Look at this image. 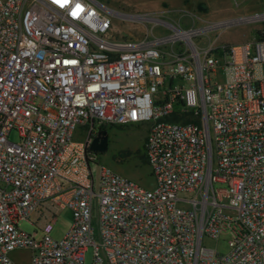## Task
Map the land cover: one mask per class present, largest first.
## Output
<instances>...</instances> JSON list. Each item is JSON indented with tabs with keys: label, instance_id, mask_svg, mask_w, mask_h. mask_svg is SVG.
Returning <instances> with one entry per match:
<instances>
[{
	"label": "built area",
	"instance_id": "1",
	"mask_svg": "<svg viewBox=\"0 0 264 264\" xmlns=\"http://www.w3.org/2000/svg\"><path fill=\"white\" fill-rule=\"evenodd\" d=\"M134 15L172 32L120 38L101 0H0V264H264V38L202 48ZM136 124L153 188L91 149Z\"/></svg>",
	"mask_w": 264,
	"mask_h": 264
},
{
	"label": "rangeland",
	"instance_id": "2",
	"mask_svg": "<svg viewBox=\"0 0 264 264\" xmlns=\"http://www.w3.org/2000/svg\"><path fill=\"white\" fill-rule=\"evenodd\" d=\"M110 9L128 14H146L162 19L183 29L201 28L202 32L194 37L197 46L208 48L237 41H249L258 38L259 31L264 28V19H255L256 15L264 14V0H101ZM115 14V13H114ZM114 19L115 34L120 38H141L150 32L158 35H168L171 27L162 29L153 27V20L132 22L116 15ZM254 16V17H252ZM251 17V18H250ZM148 133V125L136 124L126 126H110L106 135L109 138V148L98 153L100 163L106 164L120 174L131 178L147 188L156 185L155 177L149 164L143 162L139 156ZM11 138L16 140L13 133ZM96 168V164L93 165ZM97 203H93V223L96 235ZM74 220V212L70 207L61 210L53 225L52 235L61 239L64 237ZM27 220L20 222V226L30 232L38 230L41 236L40 224ZM209 244L220 251L227 250V239H209ZM94 248L86 251V261L93 259ZM31 252L28 249H17L12 252L15 260L28 263Z\"/></svg>",
	"mask_w": 264,
	"mask_h": 264
},
{
	"label": "water",
	"instance_id": "3",
	"mask_svg": "<svg viewBox=\"0 0 264 264\" xmlns=\"http://www.w3.org/2000/svg\"><path fill=\"white\" fill-rule=\"evenodd\" d=\"M107 133V132H106ZM100 137H95L92 144H91V149L94 150L95 152H105L109 148V138L106 135Z\"/></svg>",
	"mask_w": 264,
	"mask_h": 264
},
{
	"label": "trees",
	"instance_id": "4",
	"mask_svg": "<svg viewBox=\"0 0 264 264\" xmlns=\"http://www.w3.org/2000/svg\"><path fill=\"white\" fill-rule=\"evenodd\" d=\"M258 35H259L258 38H261V39L264 38V28L261 31H259ZM175 120H179V118L177 117V118H175ZM182 120H184V121L191 120V117H187L185 115V117H183ZM107 128L108 127H104V129H106V131H107ZM138 152H139L138 154L141 157V159L143 160V162L149 164L148 155H147V152L145 149V142H143L142 149H140Z\"/></svg>",
	"mask_w": 264,
	"mask_h": 264
},
{
	"label": "bare ground",
	"instance_id": "5",
	"mask_svg": "<svg viewBox=\"0 0 264 264\" xmlns=\"http://www.w3.org/2000/svg\"><path fill=\"white\" fill-rule=\"evenodd\" d=\"M115 14L123 17V18H128V19H133V18H137L138 16L134 15V14H128V13H123V12H117V11H113ZM254 17V16H252ZM251 18V17H250ZM255 19H264V14H260L258 16L254 17Z\"/></svg>",
	"mask_w": 264,
	"mask_h": 264
},
{
	"label": "crops",
	"instance_id": "6",
	"mask_svg": "<svg viewBox=\"0 0 264 264\" xmlns=\"http://www.w3.org/2000/svg\"><path fill=\"white\" fill-rule=\"evenodd\" d=\"M242 42H245V41H237V42H233V43H242Z\"/></svg>",
	"mask_w": 264,
	"mask_h": 264
}]
</instances>
